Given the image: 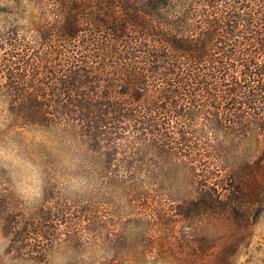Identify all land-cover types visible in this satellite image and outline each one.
I'll return each mask as SVG.
<instances>
[{
	"label": "trees",
	"instance_id": "16d2710c",
	"mask_svg": "<svg viewBox=\"0 0 264 264\" xmlns=\"http://www.w3.org/2000/svg\"><path fill=\"white\" fill-rule=\"evenodd\" d=\"M0 97L16 128L75 138L92 176L27 221L0 203L19 264L59 247L89 264H229L249 245L264 212V0H0Z\"/></svg>",
	"mask_w": 264,
	"mask_h": 264
},
{
	"label": "clouds",
	"instance_id": "9594fccd",
	"mask_svg": "<svg viewBox=\"0 0 264 264\" xmlns=\"http://www.w3.org/2000/svg\"><path fill=\"white\" fill-rule=\"evenodd\" d=\"M14 115L0 98V192L7 191L26 212L43 200L45 190L55 177L58 186L73 194L86 190L92 176L90 161L73 137L55 128L33 126L28 135L15 130ZM8 241L0 237V264H19L5 254ZM87 249L58 248L49 255V264H79Z\"/></svg>",
	"mask_w": 264,
	"mask_h": 264
},
{
	"label": "rangeland",
	"instance_id": "374dc122",
	"mask_svg": "<svg viewBox=\"0 0 264 264\" xmlns=\"http://www.w3.org/2000/svg\"><path fill=\"white\" fill-rule=\"evenodd\" d=\"M14 2L12 3V5L15 4ZM19 8L22 11L24 8V5H21ZM36 8H37L36 6H34V8L28 7L26 12H24V14L26 15L25 18L27 19L25 24L27 22L30 23V21L36 14ZM6 107L8 108V103H6ZM15 130L22 135H25V136L28 135L26 129H20V128L15 127ZM50 190L53 191L55 195L60 196V197H65V198L69 196H72V197L81 196L88 192L86 189L78 193H73V194L66 193L63 190H61V188L58 186L56 182L55 177H53V179L50 181V183L48 184L45 190L43 200L34 210L30 212H26L25 210H23L22 207L14 200V198L7 191L0 192V203H6L4 206L6 209V212L9 213L14 218H17L18 220H21V221L23 220L27 221L29 219H32L36 214L39 213V211L41 210V206L44 203L45 198L47 194L50 192ZM1 215L2 213L0 212V217ZM1 232H2V229L0 227V237H1ZM59 248H65V247H59ZM89 253H90V250H87V255L80 258L79 261H83L89 264L90 263ZM230 257H231L230 258L231 261L229 262V264H264V212L259 218L258 224L254 227L253 236L249 240V245L246 248H243L239 253L234 254ZM164 264H174V263L171 262V260H169V262H165Z\"/></svg>",
	"mask_w": 264,
	"mask_h": 264
}]
</instances>
